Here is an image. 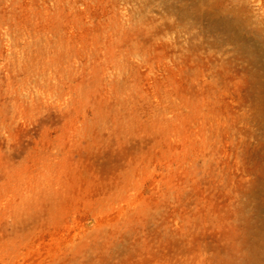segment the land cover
Instances as JSON below:
<instances>
[{
	"label": "rangeland",
	"instance_id": "obj_1",
	"mask_svg": "<svg viewBox=\"0 0 264 264\" xmlns=\"http://www.w3.org/2000/svg\"><path fill=\"white\" fill-rule=\"evenodd\" d=\"M263 50L264 0H0V264H233Z\"/></svg>",
	"mask_w": 264,
	"mask_h": 264
},
{
	"label": "bare ground",
	"instance_id": "obj_2",
	"mask_svg": "<svg viewBox=\"0 0 264 264\" xmlns=\"http://www.w3.org/2000/svg\"><path fill=\"white\" fill-rule=\"evenodd\" d=\"M262 111V121H264V109ZM252 172L254 182L251 194L258 225L253 231L250 230V235L243 236L241 242L232 251V255L227 258L226 261L233 262V264H264V149L255 151ZM258 234L263 236L262 243L253 240L254 236ZM243 248L245 251L242 250Z\"/></svg>",
	"mask_w": 264,
	"mask_h": 264
}]
</instances>
